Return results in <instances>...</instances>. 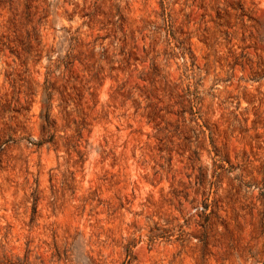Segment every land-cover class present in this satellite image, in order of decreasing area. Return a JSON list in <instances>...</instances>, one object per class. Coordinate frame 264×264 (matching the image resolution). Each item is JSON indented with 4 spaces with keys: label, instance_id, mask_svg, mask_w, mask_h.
<instances>
[{
    "label": "rangeland",
    "instance_id": "rangeland-1",
    "mask_svg": "<svg viewBox=\"0 0 264 264\" xmlns=\"http://www.w3.org/2000/svg\"><path fill=\"white\" fill-rule=\"evenodd\" d=\"M0 264H264V0H0Z\"/></svg>",
    "mask_w": 264,
    "mask_h": 264
}]
</instances>
